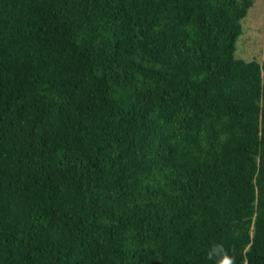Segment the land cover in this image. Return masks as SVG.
Returning a JSON list of instances; mask_svg holds the SVG:
<instances>
[{"label": "trees", "instance_id": "obj_1", "mask_svg": "<svg viewBox=\"0 0 264 264\" xmlns=\"http://www.w3.org/2000/svg\"><path fill=\"white\" fill-rule=\"evenodd\" d=\"M251 4L0 0V264H264Z\"/></svg>", "mask_w": 264, "mask_h": 264}, {"label": "rangeland", "instance_id": "obj_2", "mask_svg": "<svg viewBox=\"0 0 264 264\" xmlns=\"http://www.w3.org/2000/svg\"><path fill=\"white\" fill-rule=\"evenodd\" d=\"M240 23L241 32L236 39L235 55L260 60L264 52V0H252Z\"/></svg>", "mask_w": 264, "mask_h": 264}, {"label": "clouds", "instance_id": "obj_3", "mask_svg": "<svg viewBox=\"0 0 264 264\" xmlns=\"http://www.w3.org/2000/svg\"><path fill=\"white\" fill-rule=\"evenodd\" d=\"M205 256L207 260L212 261V264H236L235 253L220 242L211 244Z\"/></svg>", "mask_w": 264, "mask_h": 264}]
</instances>
